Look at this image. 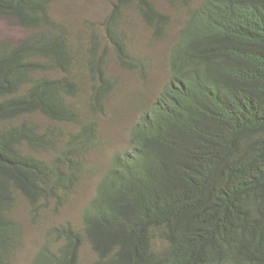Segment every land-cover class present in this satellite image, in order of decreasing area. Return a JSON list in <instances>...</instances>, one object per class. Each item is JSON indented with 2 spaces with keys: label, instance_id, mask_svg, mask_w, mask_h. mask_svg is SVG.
Masks as SVG:
<instances>
[{
  "label": "trees",
  "instance_id": "1",
  "mask_svg": "<svg viewBox=\"0 0 264 264\" xmlns=\"http://www.w3.org/2000/svg\"><path fill=\"white\" fill-rule=\"evenodd\" d=\"M54 1L0 0V18L25 32L0 42V264H17L21 201L33 219L69 204L100 143L93 118L116 84L96 37L80 60L68 26L52 17ZM110 1L107 38L132 67L127 11L154 39L173 19L154 0ZM167 3L188 9L169 81L132 127L130 150L99 180L82 227L48 228L29 264H81L86 242L96 255L89 264H264V0ZM82 68L85 110L77 104Z\"/></svg>",
  "mask_w": 264,
  "mask_h": 264
},
{
  "label": "rangeland",
  "instance_id": "2",
  "mask_svg": "<svg viewBox=\"0 0 264 264\" xmlns=\"http://www.w3.org/2000/svg\"><path fill=\"white\" fill-rule=\"evenodd\" d=\"M157 7L169 14L172 27L166 37L154 39L151 30L143 23L135 9L126 13L122 30L126 34L134 66L124 67L117 60L113 48L110 46L104 29V21L111 12L110 0H55L51 7V14L55 21L68 26L80 53V60L88 54L87 49L95 37L106 52L108 71L115 81V88L105 111L96 115L100 131V143L96 150L88 156L86 171L67 204L59 213L52 208L43 210L37 219L30 214L27 202L21 201L16 214L25 227V239L17 254V264H29L35 253L44 243L48 228L72 222L77 228L82 227L81 215L84 207L94 197L96 187L110 168L113 157L118 153L130 150V131L139 118L147 112L151 105L161 95L170 79L169 54L179 30L188 17V9L172 7L167 0H154ZM201 0H192L191 8L195 9ZM25 36L22 28L10 18H0V42L12 40L18 42ZM82 95L77 99L79 107L86 109V102L90 91L89 77L81 69ZM44 127L50 122L36 117ZM53 126V125H52ZM74 126H64L62 129H73ZM96 259L90 245L86 242L81 250V264H89Z\"/></svg>",
  "mask_w": 264,
  "mask_h": 264
}]
</instances>
